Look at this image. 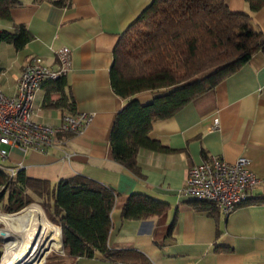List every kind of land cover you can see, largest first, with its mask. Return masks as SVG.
Returning <instances> with one entry per match:
<instances>
[{
  "label": "crops",
  "instance_id": "obj_1",
  "mask_svg": "<svg viewBox=\"0 0 264 264\" xmlns=\"http://www.w3.org/2000/svg\"><path fill=\"white\" fill-rule=\"evenodd\" d=\"M20 1L9 19L0 18V32L20 25L32 39L21 49L0 40V88L12 94L31 58L39 56L56 66V50L67 46L71 66L63 77V91L73 108L57 105L62 91L55 80H46L35 91L33 117L56 125L63 114L85 112L92 120L78 135L58 136L63 143L47 151L12 149L3 165H19L27 178L51 186L82 175L117 195L107 244L120 251L118 258L97 253L72 264H264V203L250 202L225 214L214 207L213 212L210 207L195 208L181 193L188 168L211 155L227 162L245 156L250 169L264 176V53H254L239 70L174 115L153 122L151 136L170 151L140 148L136 174L110 153L111 128L125 100L114 93L109 71L119 36L152 0ZM225 2L232 12L250 14L254 25L264 30V5L251 11L246 0ZM163 93L148 90L135 98L146 104ZM132 193L162 202L166 209L147 219H123L121 205ZM64 261L70 259L65 255Z\"/></svg>",
  "mask_w": 264,
  "mask_h": 264
},
{
  "label": "trees",
  "instance_id": "obj_2",
  "mask_svg": "<svg viewBox=\"0 0 264 264\" xmlns=\"http://www.w3.org/2000/svg\"><path fill=\"white\" fill-rule=\"evenodd\" d=\"M257 11L264 0H246ZM61 4V1L55 2ZM20 0H0V18L9 19L10 10ZM5 40L21 49L32 39L23 27L0 32ZM264 53V30L254 25L246 12H232L225 0H152L121 33L113 50L110 84L125 103L118 112L110 133L112 158L132 173H139L136 155L140 148L168 152L151 136L152 123L171 117L191 100L212 89L245 65L256 52ZM62 91L58 106L73 108L63 91L64 79L55 80ZM164 90L165 93L140 104L137 93ZM46 197L51 222L61 228V240L69 262L97 253L115 260L120 251L108 247L111 211L117 195L104 184L76 175L59 180L55 186L27 178L22 169L14 178L0 168L2 208L15 213L32 201L26 192ZM195 208L216 207L207 201L191 200ZM264 203V197L253 200ZM214 207V208H213ZM166 205L132 193L121 205L123 219H147L160 215ZM172 232L169 228L168 235Z\"/></svg>",
  "mask_w": 264,
  "mask_h": 264
},
{
  "label": "built area",
  "instance_id": "obj_3",
  "mask_svg": "<svg viewBox=\"0 0 264 264\" xmlns=\"http://www.w3.org/2000/svg\"><path fill=\"white\" fill-rule=\"evenodd\" d=\"M1 35V33H0ZM56 66L46 64L35 56L20 72L14 92L7 95L0 88V168L12 179L19 165H3L12 149L47 151L55 144H62L58 136L78 135L90 124L92 116L85 112L63 114L54 125L34 119L32 106L35 91L46 80L64 77L71 66V51L62 46L55 52ZM218 119L212 128L218 127ZM250 161L239 156L234 162L211 155L187 170L181 193L192 199L212 203L219 211L229 214L240 205L263 197L264 176L250 169Z\"/></svg>",
  "mask_w": 264,
  "mask_h": 264
},
{
  "label": "bare ground",
  "instance_id": "obj_4",
  "mask_svg": "<svg viewBox=\"0 0 264 264\" xmlns=\"http://www.w3.org/2000/svg\"><path fill=\"white\" fill-rule=\"evenodd\" d=\"M4 248L0 264H40L51 250L61 249L60 229L50 223L37 204L14 214L0 212Z\"/></svg>",
  "mask_w": 264,
  "mask_h": 264
},
{
  "label": "rangeland",
  "instance_id": "obj_5",
  "mask_svg": "<svg viewBox=\"0 0 264 264\" xmlns=\"http://www.w3.org/2000/svg\"><path fill=\"white\" fill-rule=\"evenodd\" d=\"M26 195L27 196H30L31 199H32V201L30 202V204H37V205H39L42 208V210L44 211L45 216L47 217L46 212H45V206L47 207L48 204L50 205L49 200L46 197H38L34 193H32L31 191L30 192L29 191L26 192ZM5 200L6 199L4 198V200L2 202H0V212L3 213V214H8V215L9 214H14V213H9V212H6V211L3 210L2 205L4 204ZM29 205L27 204V206H29ZM24 208H25V206H24ZM24 208H22V209H24ZM21 210H19V211H21ZM15 213H17V212H15ZM48 221L50 223L56 225L58 228L60 227L59 225L51 222L49 219H48ZM3 227H4V225L3 224L2 225L0 224V228H3ZM4 245H5L4 244V238L2 236H0V258H1V255H2V251H3ZM64 258H65V252L63 250V247H61L60 250H51V251H49L42 258V261L40 262V264H58L59 261L60 260H64Z\"/></svg>",
  "mask_w": 264,
  "mask_h": 264
},
{
  "label": "water",
  "instance_id": "obj_6",
  "mask_svg": "<svg viewBox=\"0 0 264 264\" xmlns=\"http://www.w3.org/2000/svg\"><path fill=\"white\" fill-rule=\"evenodd\" d=\"M59 228H60V227H59ZM60 233H61V228H60ZM61 247H63V246H62V240H61Z\"/></svg>",
  "mask_w": 264,
  "mask_h": 264
}]
</instances>
